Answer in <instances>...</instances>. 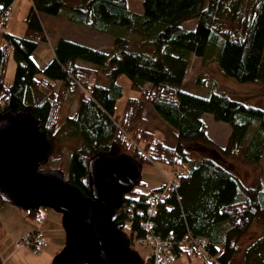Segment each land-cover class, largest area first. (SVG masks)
Listing matches in <instances>:
<instances>
[{"label": "trees", "instance_id": "16d2710c", "mask_svg": "<svg viewBox=\"0 0 264 264\" xmlns=\"http://www.w3.org/2000/svg\"><path fill=\"white\" fill-rule=\"evenodd\" d=\"M13 1L0 0V122L5 113L31 109L40 130L52 140L67 96L81 87L76 109L65 117L62 128L68 138H81L82 146L71 152L64 180L89 195L88 164L105 153L126 154L139 165L161 162L177 167L175 184L153 215L146 214L148 196L162 190L167 179L149 192L137 188L140 179L123 196L117 221L123 226L131 223L129 238L144 236L141 223L151 219L153 232L171 239L178 254L187 236L205 239L207 253L197 256L201 263L188 264H233L239 250L236 240L257 220L263 231L238 264H264V190L243 185L218 160L191 162L184 145L209 141L202 115L211 114L230 127L221 153L258 163L264 154V110L232 99L212 85L206 96L182 89L192 55L203 64L216 63L225 76L238 82L264 81V0H142L141 12L132 10L128 0H78L75 5L66 0H30L23 36L6 28L5 14ZM41 15L110 34L113 45L105 51L60 38L53 46V59L41 69L32 58L39 43L48 42ZM190 20H196V26L184 28ZM9 53L16 68L7 86ZM102 70L106 84L98 83ZM120 75H126L140 95L128 98L115 121V102L122 95ZM146 103L174 129V145L146 128L141 116ZM41 214V208H28L30 218L37 220ZM28 233L41 238L37 229ZM151 262L149 256L145 264Z\"/></svg>", "mask_w": 264, "mask_h": 264}, {"label": "rangeland", "instance_id": "374dc122", "mask_svg": "<svg viewBox=\"0 0 264 264\" xmlns=\"http://www.w3.org/2000/svg\"><path fill=\"white\" fill-rule=\"evenodd\" d=\"M21 1H23L24 5L29 2L28 0ZM66 1L67 3L73 2L72 0ZM141 1L128 0V5L132 10L141 12ZM25 16L26 14L22 17L17 11V7H15L8 14L7 30L15 35L23 36ZM44 22L46 31L53 39L57 34V29L52 27L49 22ZM195 26L196 20H190L183 24V27L186 29H192ZM71 34L77 36L75 33ZM82 39L89 41L94 46L97 45L104 48L109 47L111 43L110 40L98 41L88 36H83ZM52 53L53 49L49 41L39 43L34 50L33 58L37 61V65L43 69L53 59L51 58ZM81 63L93 67L91 63L83 61ZM15 68V60L12 53H9L6 60L5 85L9 86L13 82ZM37 77H40V74ZM107 81L106 72L102 70L98 83L106 84ZM117 82L122 87V95L115 102V110L113 113V119L115 121L121 118L128 98L139 97L140 95L139 90L131 87L130 79L126 75L118 76ZM211 85L214 90L226 93L232 99L264 110V81L238 82L232 77L225 76L216 63L203 64L200 58L192 55L182 89L199 96H206ZM58 86L59 84L57 83L56 88ZM82 92L83 89L78 86L74 93H70L67 96L59 119V128L51 138L52 153L48 160L41 165V170H57L62 176L67 175L71 152L81 148L82 140L78 137L68 138L64 132L65 129L62 127L65 117L71 116L75 111ZM141 116L146 121V128L151 130L156 138L163 140L169 145L175 144L176 137L173 132L174 129L163 120L150 104H145ZM202 119L206 125V137L209 141L187 142L184 144L188 151L190 161L196 163L207 157L218 160L232 171L243 185H258L264 190V154L261 160L255 164L245 161L240 155L231 157L222 154L221 149L226 145L230 127L226 123L215 121L211 114H203ZM177 169V167H172L161 162L143 163L141 165L142 184L137 185V188L143 192H149L154 188L160 187L166 179H173L175 177ZM41 213L40 218L36 220L28 216V208L25 206L4 203L0 207V264L2 262L4 264H55V258L63 250L65 243L62 214L55 209L44 207H41ZM30 224L33 227L41 228V232L45 237L44 239L41 237L45 245L38 253H33L28 246L15 247V244L28 233L21 235L24 232L22 231L23 228L25 225L30 226ZM130 225L131 223L129 221L124 223L123 230L126 234H129L131 231ZM262 231V223L255 220L248 230L236 240L239 250L233 258V264L242 262L246 248ZM129 240L131 249L136 251L146 262L151 254L149 246L147 244L132 243L130 238ZM219 248L221 249V245H219ZM189 262L201 263V260L199 257H192L191 261H189L186 255H182L172 264H188Z\"/></svg>", "mask_w": 264, "mask_h": 264}, {"label": "water", "instance_id": "95a60500", "mask_svg": "<svg viewBox=\"0 0 264 264\" xmlns=\"http://www.w3.org/2000/svg\"><path fill=\"white\" fill-rule=\"evenodd\" d=\"M52 153L49 134L33 111L5 113L0 122V198L29 209L62 214L64 248L55 264H145L131 250L117 221L123 196L141 179V165L128 155L102 154L88 164L90 194L57 170H40Z\"/></svg>", "mask_w": 264, "mask_h": 264}, {"label": "built area", "instance_id": "2783aa9c", "mask_svg": "<svg viewBox=\"0 0 264 264\" xmlns=\"http://www.w3.org/2000/svg\"><path fill=\"white\" fill-rule=\"evenodd\" d=\"M8 14L9 10L5 14V22L8 19ZM174 184L175 179H168L162 190L154 191L149 194V206L146 210V214L148 216L153 215L157 204L169 195V192ZM141 225L145 230V234L140 238H134L133 242L147 244L149 246L152 264H171L179 255L197 257L200 252L207 253V242L205 239L187 236L181 241V251L178 254L174 250V243L171 239H164L153 232V222L151 219H145L142 221ZM22 246H28L31 248L33 253H38L43 247V241L41 238H33L31 234L27 233L15 244L16 248H20Z\"/></svg>", "mask_w": 264, "mask_h": 264}, {"label": "crops", "instance_id": "0c3cea01", "mask_svg": "<svg viewBox=\"0 0 264 264\" xmlns=\"http://www.w3.org/2000/svg\"><path fill=\"white\" fill-rule=\"evenodd\" d=\"M28 1L29 2L25 3V5H24L23 1L14 0L13 4L11 5L10 12H12V10L15 7H17V11L20 13V15L22 17H24V15L28 13V11H29V9L31 7V1L30 0H28ZM72 1L73 2L68 3V4L69 5H75L78 2V0H72ZM19 8H20V10H19ZM41 16H42L41 19L42 18L44 19V20L42 19L43 23H45L44 21H47V22H49L52 25V27H55L57 29V34L55 35V37L53 39L50 36V34L46 31V34L48 36V41L51 43L52 49H53V46L55 45V43L57 42V40L60 39V38H65V39H68V40H71V41H74V42H77V43H80V44H83V45H86L88 47H92V48H95V49H104L106 51H109L111 49L112 45H113L114 37L111 36L110 34L100 33V32L95 31L93 29H90V28H87V27H83V26L68 22L66 20H62V19H60L58 17L48 16V15H41ZM44 26H45V24H44ZM45 30H46V26H45ZM24 32H25V28H24ZM71 33H75V35L77 34V36H74V34H71ZM83 36H88V37H91V38H93L95 40H98V41L110 40L111 43H110L109 47L107 46L105 48L104 47H99L97 45L94 46V45L90 44L89 41L83 40L82 39ZM33 55H34V52L32 54V58H33ZM53 57H54V53H52L51 58H53ZM33 60L37 63V61L34 58H33ZM2 205H1V207H2ZM27 223H29V222H27ZM34 229L38 230L39 235L43 239L45 238L43 233L41 232V228L36 227V226L33 227L32 224H30V226L25 225V227L22 230L24 232H22L21 235H23L24 233L30 232V231H32ZM44 245H45V243H44Z\"/></svg>", "mask_w": 264, "mask_h": 264}]
</instances>
